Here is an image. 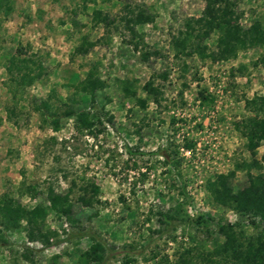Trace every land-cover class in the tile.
I'll return each instance as SVG.
<instances>
[{"label":"rangeland","instance_id":"1","mask_svg":"<svg viewBox=\"0 0 264 264\" xmlns=\"http://www.w3.org/2000/svg\"><path fill=\"white\" fill-rule=\"evenodd\" d=\"M233 1L241 26L257 22L264 29V0ZM125 2L142 5L152 15V22L134 29L145 48L158 55L141 60L127 42L130 35L116 21ZM202 6V0H13L12 11L0 14V194L7 192L31 207L46 205L47 187L67 192L74 220L69 223L47 210L42 227L52 234L45 247L26 241L22 228L7 232L0 264H76L90 243L87 236H76L83 231H93L114 247L103 264H121L124 256L131 258L127 264H154L152 252L173 260L184 247L210 249L224 240L217 224H231L244 235L260 231L248 224L252 217L215 204L203 184L233 169L234 162L250 159L234 123L250 115L243 100L263 94L264 68L252 62L264 55V48L247 47L227 60L174 57L170 36L181 29L184 17L199 15ZM92 9L114 17L115 28L92 23ZM82 36L96 42L85 54L74 55ZM215 37L212 31L203 40L210 50ZM17 48L22 56L39 58L44 73L12 97L4 65ZM87 71L103 82L93 101L70 86ZM148 79L160 94L139 108L122 88L143 97L140 87ZM50 89L57 112L72 102L74 109H88L101 122H94L92 132L75 131L69 118L49 128L31 103ZM12 106L17 114L13 123L5 118V109ZM254 157L259 167L249 172L264 174V143ZM228 182L233 190L242 188L245 172L234 170ZM21 183L34 185V196L22 193ZM90 183L98 191L85 206L76 197L87 196ZM158 210L170 216L168 224L159 221ZM200 215L211 219L206 228L196 223ZM23 246L31 248L26 258Z\"/></svg>","mask_w":264,"mask_h":264},{"label":"trees","instance_id":"2","mask_svg":"<svg viewBox=\"0 0 264 264\" xmlns=\"http://www.w3.org/2000/svg\"><path fill=\"white\" fill-rule=\"evenodd\" d=\"M93 2L94 0H82ZM13 0H0V14L8 15L12 11ZM203 6L197 16H186L182 19L181 29L170 36L169 45L173 50V56L195 55L197 58H208L211 61L227 60L233 58L238 50L247 47L264 48V29L259 23L254 22L248 27H243L238 23V14L234 10L233 0H202ZM92 23H101L104 27L113 25L115 18L109 17L107 12L92 9L90 13ZM152 15L145 10L142 5H130L125 2L122 5V13L116 18L117 22H122V27L130 35L127 42L131 48L138 52L141 60H146L148 55H158L155 50H147L142 42L141 34L134 29L135 26L152 22ZM216 32L214 49H208L203 40L212 32ZM96 41H88L84 36L74 45L72 54H85ZM144 47V48H143ZM260 63L264 68V55L259 56L252 64ZM7 79L9 80V92L12 97L19 88L39 80L44 73V67L39 58L35 55L22 56L17 48L10 54L4 65ZM237 68L244 69L243 65ZM164 78L165 74L162 73ZM73 92H82L93 101L94 91L103 86V82L91 71H87L84 77L76 83L70 85ZM144 93L143 97H135L134 91L124 86L125 94L135 100L139 108H144L146 101H156L160 90L153 85L151 80H146L141 85ZM54 89H50L43 99L31 103V109L38 113L42 123L51 129H57L61 120L71 119L72 127L77 132H92L94 122L100 123L98 117L88 109H74L72 102L64 104V109L56 111L51 99ZM204 98V97H203ZM244 108L250 112L234 123L235 129L240 136L245 139L244 147L250 155L249 161H236L234 167L225 173H216L208 177L203 184L210 199L217 205L227 207L241 216L252 217L248 224L253 227L260 226V231L254 235H244L242 231H234L233 225L222 223L216 225V230L222 234L224 240L210 247V249H197L194 246L184 247L177 253V256L170 260L167 255H157L152 252L151 258H155L154 264H264V174L250 173L249 168L259 167L254 154L260 143H264V88L262 95H253L251 98L243 100ZM16 117L15 106L5 109V118L12 123ZM111 117L105 118L110 122ZM97 129L96 131H98ZM185 147H189V142H184ZM166 157V155H164ZM167 162V160H166ZM171 162V161H170ZM168 163V162H167ZM172 163V162H171ZM174 164V162H173ZM171 165L172 167L174 165ZM234 170H243L246 177V185L233 190L229 185V179L233 176ZM22 184V193L32 197L35 194L34 185ZM89 194H81L76 197L82 205L89 206L92 196L98 191L95 184L90 183ZM81 190H85L82 189ZM46 205L37 203L31 207L21 205L9 193L0 194V244L6 243V233L22 228L24 239L28 242L37 241L41 247L48 245V238L52 234L43 229L42 221L47 210L52 211L57 217H63L69 223H73L71 203L68 193H54L51 187L45 191ZM159 221L164 224L169 223L170 216L165 212L156 211ZM258 218V222L254 220ZM211 222L206 216L200 215L196 223L203 228ZM87 236L90 243L80 253V258L76 264H103L108 256H112L114 247L109 246L93 231L79 232L76 236ZM21 256L27 257L31 248L23 246ZM131 258L124 256L121 264L129 263Z\"/></svg>","mask_w":264,"mask_h":264}]
</instances>
